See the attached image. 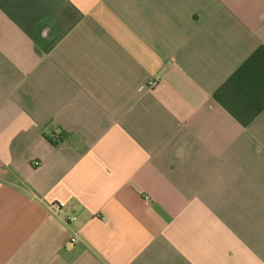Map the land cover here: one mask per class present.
I'll use <instances>...</instances> for the list:
<instances>
[{
	"label": "crops",
	"instance_id": "1",
	"mask_svg": "<svg viewBox=\"0 0 264 264\" xmlns=\"http://www.w3.org/2000/svg\"><path fill=\"white\" fill-rule=\"evenodd\" d=\"M0 264H264V0H0Z\"/></svg>",
	"mask_w": 264,
	"mask_h": 264
},
{
	"label": "built area",
	"instance_id": "2",
	"mask_svg": "<svg viewBox=\"0 0 264 264\" xmlns=\"http://www.w3.org/2000/svg\"><path fill=\"white\" fill-rule=\"evenodd\" d=\"M35 165L36 166L40 165V162H35ZM145 199H146L147 202H151L152 201L149 196L145 197ZM50 210L54 211V213H59L60 212V207H59V205H52V206H50ZM72 221H74V217H69L65 222L69 223V222H72ZM76 241H77L76 238H72V242L73 243L76 242Z\"/></svg>",
	"mask_w": 264,
	"mask_h": 264
}]
</instances>
